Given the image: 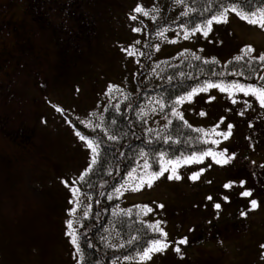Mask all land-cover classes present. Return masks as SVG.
<instances>
[{
  "label": "rangeland",
  "instance_id": "1",
  "mask_svg": "<svg viewBox=\"0 0 264 264\" xmlns=\"http://www.w3.org/2000/svg\"><path fill=\"white\" fill-rule=\"evenodd\" d=\"M170 2L0 0V117L7 122L0 121V264H79L80 257L66 235V221L73 219L77 229L90 212L91 198L78 182L72 186L80 189L79 203H70L76 198L62 181H78L89 168L91 150L76 132L85 136L88 114L105 108L111 100L110 86L121 96L137 93L139 84L160 85L164 80L152 77L159 62L200 57L218 60L227 69L246 46L255 49L254 56L264 53V30L235 13L229 14L227 23L213 24L207 37L195 32L185 39V29L193 26L173 25L182 4ZM138 5L158 11L143 16L134 12ZM132 15L137 19L132 20ZM162 30L164 37L158 35ZM126 49L137 52L130 56ZM235 76L244 84L261 83L243 79L245 74ZM180 96L185 95L174 97L169 114L160 115L158 123L176 118L172 107ZM233 98L238 102L232 103ZM175 108L183 121L201 130L205 148L172 157L180 162L176 166L180 179L169 180L170 172H165L152 187L145 184L132 191L131 169L139 175L160 167L157 161L138 158L121 184L128 190L121 189L119 194L118 210L147 206L152 211L140 210L138 217L148 224L161 221L172 242L166 252L144 264H264V108L254 97L242 93L230 97L217 88L195 94ZM228 124L234 126L228 139L211 134L213 128L227 131ZM86 137L91 138L90 131ZM208 149L216 153L226 149V155L235 158L223 163L225 157L217 156L220 164L211 157L201 163L184 159ZM145 161L150 170L143 169ZM201 170L198 179H190ZM229 182L232 187L226 188ZM244 191L252 195L242 196ZM253 199L258 202L254 210ZM73 208L75 215L70 216ZM184 237L188 243L175 252V242ZM117 264L140 262L137 258Z\"/></svg>",
  "mask_w": 264,
  "mask_h": 264
},
{
  "label": "trees",
  "instance_id": "2",
  "mask_svg": "<svg viewBox=\"0 0 264 264\" xmlns=\"http://www.w3.org/2000/svg\"><path fill=\"white\" fill-rule=\"evenodd\" d=\"M170 4L173 6V0ZM232 4L245 10L259 9L264 7V0H184L173 25L192 27L217 13L222 6ZM184 12L189 15H182ZM186 58L159 62L153 67L152 77L163 79L162 84L147 88L139 84L137 93L121 96L112 91L111 100L102 111L88 114L93 127L84 126V134L91 132V138L99 144V155L91 173L79 182L81 191L91 198L90 212L81 218L77 227L82 249L79 264H117L119 260L125 261L126 256L132 257L127 261H132L138 258L149 240L159 238L148 228L149 224L138 217L140 207L118 210L121 197L116 189L138 158L154 163L161 159V153L172 159L205 148L201 133L180 119L154 127H150L153 125H149V120L166 110L163 108L173 103L175 96L206 81L237 80L235 74L240 77L245 74L243 79L246 80L264 75V66L258 61L248 64L247 58L241 61L233 58L226 66L227 75L218 60L206 63L201 58ZM157 101H162L163 107ZM97 124L100 126L95 127Z\"/></svg>",
  "mask_w": 264,
  "mask_h": 264
},
{
  "label": "snow or ice",
  "instance_id": "3",
  "mask_svg": "<svg viewBox=\"0 0 264 264\" xmlns=\"http://www.w3.org/2000/svg\"><path fill=\"white\" fill-rule=\"evenodd\" d=\"M177 3L182 4L184 2V0H176ZM158 11V9H145L143 6L138 5L135 9L134 12L138 13V14H142L143 16H150L152 12ZM230 13H235L237 16H239L242 20H244L246 23H248L249 25H252L254 27H257L261 30H264V7L259 8V9H248L245 10L244 8L236 5V4H232L230 6H222V8L217 12L214 13L210 18H208L206 21L201 22L198 25H194L193 28L189 31L188 29H185V39L189 38L190 34H194L195 32H200L202 35H204L205 37H207L209 35V32L212 29L213 24H221V23H227L228 22V16ZM182 15H189L188 12H184L182 13ZM132 20H136L137 16L136 15H132L130 17ZM155 18V17H153ZM133 31L135 32H141L142 29L141 28H134ZM158 35L160 37H164L165 36V30H162L158 33ZM136 43H139V41H137ZM157 50H158V46H157ZM125 51H127L128 55L132 56L135 55L137 50L135 49H126ZM243 55L241 56H237L235 59L237 61H241V60H245V58H247V63L251 64L254 61H258L261 64H264V53L258 55V56H254L253 53L255 52V49L251 46H246L243 50ZM140 55H143V53H140ZM196 59H200V57H195ZM138 62V61H137ZM207 63V61H205ZM258 79L260 81H264V75H260L258 76ZM212 88H217L219 89L221 92H226L229 94L230 97H234L237 93H242L244 96H251L254 97L255 100L259 103L260 107L264 108V83H260V84H244L241 83L239 81H232V82H220V83H214L211 81H206L203 85H200L196 88H193L187 95L185 96H180L178 97L172 107V115L178 117L180 120H183V114L180 113L179 111H176L175 106L184 103L185 101H190L191 97L195 94H198L200 92H205L208 91L209 89ZM115 90L113 88V86L109 87V94H111V92ZM214 99V97L212 98ZM238 101L236 99H232V103H237ZM157 103H160V101H157ZM244 104L248 107H250L251 105L249 104L248 101H244ZM163 107V105H162ZM58 111H62L61 109H57ZM95 115V114H93ZM201 115H204V113H201ZM240 115H243V112L240 113ZM221 123H223V118L221 119ZM88 127H93V122L89 121L88 124L86 125ZM100 125H95V127H99ZM190 127V126H189ZM217 127H219V125H217ZM234 126L232 124H228L227 125V131H216V128H213L211 130V134H215L216 136H220L223 139H228L231 136V132H232V128ZM197 131H201L200 129H197ZM76 135L79 137L80 140L85 141L87 147L91 150L92 156H91V161H90V165L89 168H87L79 177V180H73L71 181V183L67 180L62 181L66 187H69L72 195L74 198L73 200H70V203L73 204H78V193L80 192V189L78 187H74L72 185L77 184L78 182H82L85 180V177L88 176L91 171H92V166L95 165L97 163V157L99 155V144L95 139L92 138H88L84 135H82L80 132H76ZM205 136L210 135L209 132H204ZM109 139H116L115 136H109ZM212 144H219L220 141L218 140H211L210 141ZM227 150H223L220 153H216L214 151H212L211 149H208L206 151H203L201 153L198 154H193L189 157L184 158L186 162H195V163H201L203 162L205 157H211L215 163L220 164L222 161L217 159V156H223L225 157V159L223 160V163H228L230 162L232 159H234V154L232 156H227L226 155ZM146 155V154H145ZM164 154L161 153V159H159L157 161V163L160 165V167L157 170L154 171H145L140 173L139 175H135L136 173V169L133 168L129 171L128 176L129 178L134 182L133 184L129 185L130 190L132 191H139L141 190V188L146 184L147 187H152L153 183L155 180H158L160 177H162L164 175L165 172H170V174L168 175V179L172 180V179H180L181 177L177 174L176 172V166L180 163L178 160H172V159H168V160H164L163 159ZM171 166V167H169ZM143 169L145 170H150L151 169V165L145 161L144 165H143ZM203 170H201V172H197L194 173L190 179L196 180L199 178V176L201 175ZM127 183V181H126ZM243 181L241 182V186H243ZM226 188H231L232 187V182H229L228 184L225 185ZM121 189H125L128 190V188H125V185H121L120 188L116 189V192L118 194H122L121 193ZM242 196L245 197H250L252 195L251 191H244L241 193ZM208 199H211V197H208ZM225 199H227L225 197ZM251 204V209L254 210L258 207V202L256 200H251L250 201ZM160 208H163L164 206L161 204L159 205ZM215 207L217 209L220 208L219 204H216ZM141 211H144L145 214H147V212H151L152 209L147 208V206H144V208L141 209ZM76 212V209L73 208L72 210H70L69 215L70 216H74ZM242 215H246V213H242ZM74 220L73 219H69L68 221H66V226L68 231L66 232V235H68L71 239L70 242L72 243V245L75 248V255L79 256V254H81L82 249L79 243V236L77 233V229L74 227ZM161 221H156L153 224H149L148 228L151 229L154 233L158 234L159 238H155V239H151L147 242V245L145 247H143L139 253L138 256V260L140 262V264H144L145 261L151 260L152 256L159 253V254H163L164 252H166V250L172 246V242L168 241L167 239V232L164 231V229L161 227ZM188 243V239L187 237H184L178 241L175 242V247L173 248V250L177 253L181 252V248L180 245H185ZM123 247V245H121ZM262 248H264V245L261 246ZM125 260H129L132 259V257H124Z\"/></svg>",
  "mask_w": 264,
  "mask_h": 264
},
{
  "label": "flooded vegetation",
  "instance_id": "4",
  "mask_svg": "<svg viewBox=\"0 0 264 264\" xmlns=\"http://www.w3.org/2000/svg\"><path fill=\"white\" fill-rule=\"evenodd\" d=\"M19 38H26V37H19ZM27 43V42H26ZM27 44H29L30 45V43H27ZM25 46H27L26 44H25ZM31 46V45H30ZM32 47V46H31ZM18 48V47H17ZM2 120V117H0V121ZM1 123L2 124H6L7 122L6 121H1ZM15 134H17V133H15Z\"/></svg>",
  "mask_w": 264,
  "mask_h": 264
}]
</instances>
